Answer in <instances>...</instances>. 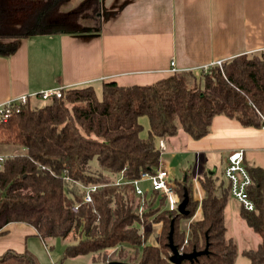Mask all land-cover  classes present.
<instances>
[{
	"label": "trees",
	"instance_id": "1",
	"mask_svg": "<svg viewBox=\"0 0 264 264\" xmlns=\"http://www.w3.org/2000/svg\"><path fill=\"white\" fill-rule=\"evenodd\" d=\"M33 1L37 3L31 6ZM68 1L0 0V56L12 54L19 38L98 29L100 0H80L62 8ZM20 8L27 10L16 18ZM201 71L197 84L185 77L195 72L181 71L151 84L120 86L108 80L101 84L100 97L94 87L84 85L66 88L61 97L42 104L30 99L19 103L18 110L0 123V144L25 150L6 155L0 163V228L24 222L44 242L70 234L63 258L102 253L107 264V251L115 249L117 259L126 263L175 264L168 260L173 219L172 239L181 252L207 247L206 253L180 264H234L238 246L227 235L224 217L230 187L215 172L196 177L200 199L193 193L191 173L174 181L180 201L187 193L186 214L157 190L136 196L129 186L106 189L117 175L135 179L141 172L154 174L160 162L157 141H167L180 129L198 139L210 132L215 115L242 126L264 125V51L241 53ZM243 162L251 176L247 191L255 208L238 204L237 215L260 241L240 253L250 264H264V168L248 164L245 157ZM93 164L98 170L91 169ZM88 184L99 186L84 201L81 185ZM146 220L159 224L155 244L145 237L149 230L139 232L136 226ZM92 259L98 261L95 255ZM0 264L41 263L27 249H9L0 255Z\"/></svg>",
	"mask_w": 264,
	"mask_h": 264
},
{
	"label": "crops",
	"instance_id": "2",
	"mask_svg": "<svg viewBox=\"0 0 264 264\" xmlns=\"http://www.w3.org/2000/svg\"><path fill=\"white\" fill-rule=\"evenodd\" d=\"M99 13L98 29L17 39V49L0 56V103L57 86L95 88L108 80L120 86L151 84L169 73L171 61L177 72L196 73L216 61L264 51V0H100ZM29 99L38 103L36 96ZM210 128L198 139L184 136L198 175L208 159L223 156L226 162L238 149L248 164L264 168V127L215 115ZM180 131L162 140L165 150L174 148ZM159 159L168 173L167 160ZM201 195L199 189L197 198ZM150 228L157 233L159 224ZM0 230L5 231L0 255L29 250L30 237H38L24 222H9ZM237 260L234 264H250Z\"/></svg>",
	"mask_w": 264,
	"mask_h": 264
},
{
	"label": "rangeland",
	"instance_id": "3",
	"mask_svg": "<svg viewBox=\"0 0 264 264\" xmlns=\"http://www.w3.org/2000/svg\"><path fill=\"white\" fill-rule=\"evenodd\" d=\"M80 0H69L65 4H63L62 8H70L73 7L77 2ZM34 3L31 6L36 5V1H33ZM18 10V9H17ZM27 9H22L20 8L16 13V18L21 17L23 12L26 11ZM29 10V9H28ZM217 66H221L222 63L219 65L216 64ZM211 67V66H209ZM208 71V68H206ZM204 70L203 72H206ZM202 71L201 69L196 71L195 74H192L190 76L189 74L185 75L187 77L189 83L191 84H197L202 81L203 75L201 74ZM96 88V93L100 97L101 94V87L99 83L94 84ZM37 98L38 104H42L45 102V100H42L41 98ZM141 121L144 124L143 133L146 132V126H147V119L143 117ZM184 136H186L185 131H180V134L177 135L174 139V148L172 150H165V148L160 152V157L161 159H166L167 160V170L168 173L170 174V179L172 181L178 180V179H183L185 176L186 172L188 171L191 173L194 177L193 179V193L196 196V198L199 196V188L197 187L196 183V176L198 175L197 170L198 166L194 165V158L193 154L194 152L189 150L185 144V139ZM157 141V145H158ZM159 146V145H158ZM170 147V146H169ZM24 149H20L16 146L13 145H3L0 144V154L1 155H15V154H21L24 152ZM223 156L216 157L214 161H209V159L202 165V171H208L209 169H214L216 167V176L218 180H225L224 175H223V169L227 163L223 162ZM197 167V168H196ZM92 170H98L96 164H93L91 166ZM201 174V173H199ZM120 179V176L114 177L113 181L108 184L107 186V191L111 192L116 190V186L114 185L113 182L116 180ZM140 186L143 188V190L150 191V181L148 180H143L140 182ZM198 199V198H197ZM237 208H238V203L235 202L232 198L228 201V204L225 208V224L227 227V235L232 237L236 243V246H238V254L236 257V260L241 262L242 259H245L244 256L241 255V250L246 248V247H255L259 243L260 239L259 236L252 231L242 220L241 218L237 215ZM142 209V204L138 208V212H141ZM152 209V208H151ZM195 218L198 217V214L194 215ZM193 217V218H194ZM153 223L152 222H147L143 223L142 226L136 224V226L139 229V232L149 230L148 235L145 233V237L147 240H154L155 243H157V233L154 232V230L150 227H152ZM72 236L68 234L67 238L62 239L60 237L53 238L46 240V242L42 241L40 237H30L29 240V250H31L34 255L36 256L38 262L41 264H105L102 258V253H96V254H83L79 256H74V257H67L63 258V250L65 246L72 241L71 240ZM117 250L115 249H109L107 251V258L109 261L113 260H118V255H117ZM132 252V250H130ZM93 255L96 256L98 261H93L92 257Z\"/></svg>",
	"mask_w": 264,
	"mask_h": 264
},
{
	"label": "built area",
	"instance_id": "4",
	"mask_svg": "<svg viewBox=\"0 0 264 264\" xmlns=\"http://www.w3.org/2000/svg\"><path fill=\"white\" fill-rule=\"evenodd\" d=\"M173 61H171V67L168 69L169 73L177 72L173 68ZM222 61H216L212 64H220ZM211 64V65H212ZM210 65V66H211ZM209 66H202V70H206ZM66 88L64 86L51 87L47 90H42L40 92H34L32 94H21L16 98H10L0 103V123L5 122L7 117L11 112L16 109L18 110L19 103L25 102L29 97H38L42 100H49L51 97H61L63 91ZM264 127V125L262 126ZM160 152L165 148L162 140L158 142ZM6 158L5 155L0 154V163ZM244 154L241 149L233 150L227 155V163L223 169L224 179L230 187L231 198L241 205L246 210H253L255 208L254 202L249 197L247 188L251 184V176L247 172L244 164ZM120 179L116 180L115 186H129L134 190L136 196H141L143 193V188L140 186V182L143 180L150 181V187L152 190H157L161 196H164L170 204L178 205L180 202V195L175 188V183L169 178L163 163L160 161L159 165L154 174H149L147 172H141L139 178L135 179H124L122 175H119ZM99 185H81L85 189L86 193L83 196L84 201L90 200V191L96 189ZM76 210V206H73Z\"/></svg>",
	"mask_w": 264,
	"mask_h": 264
},
{
	"label": "water",
	"instance_id": "5",
	"mask_svg": "<svg viewBox=\"0 0 264 264\" xmlns=\"http://www.w3.org/2000/svg\"><path fill=\"white\" fill-rule=\"evenodd\" d=\"M207 172L210 174H214V170H208ZM187 198H188V196H187V193L185 191L183 199L178 204V211L180 213L186 214V212H187V210H185ZM172 232H173V219L171 220L170 229L168 231V233H169L168 234V247L171 249V254L168 258L170 263L180 264L181 260H184V259L191 260V259L197 257L198 255H202V253L207 252V247H205L201 251L192 250V251L187 252V253L181 252L173 243V239H172L173 233ZM107 264H130V263H126V262H123L120 260H113V261H108Z\"/></svg>",
	"mask_w": 264,
	"mask_h": 264
}]
</instances>
